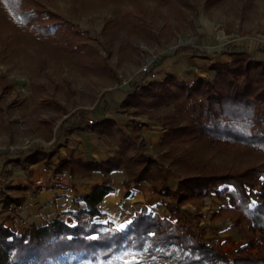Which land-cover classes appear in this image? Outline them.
Instances as JSON below:
<instances>
[{"label": "rangeland", "instance_id": "rangeland-1", "mask_svg": "<svg viewBox=\"0 0 264 264\" xmlns=\"http://www.w3.org/2000/svg\"><path fill=\"white\" fill-rule=\"evenodd\" d=\"M23 9L33 15L29 22L12 16L0 0V131L11 135L16 144L8 149L16 153L48 146L52 131H57L67 114L90 106L105 92L119 87L120 77H133L149 54L160 60L179 45L208 44L207 32L211 30L247 40L257 48L264 45V0H30ZM33 24L49 27L52 33L44 35ZM256 46L249 53H254ZM20 86L24 91H19ZM137 87L139 90L140 85ZM172 109V105L149 109L135 104L129 105L127 112L134 118V126L140 124L141 116L162 125L164 114ZM125 134L135 142L137 153L152 150L142 139ZM25 138L40 141L24 148L20 144ZM161 140L150 156L166 171L163 188L172 190L187 174L234 173L252 167L259 174L253 197L262 201L263 152L244 145L219 150L188 144L176 147ZM133 184L128 182V186ZM5 194L12 198L11 193ZM169 202L173 197L166 196V203L157 201L149 211L174 219ZM226 204L210 192L187 199L180 208L196 234L203 233L205 242L219 239L229 255H236L245 240L232 228L231 215L220 211ZM15 210L0 215V223L11 232L42 225L30 223L20 209ZM148 247L147 242L144 249L128 248L105 260L69 256L48 264H180L174 256L181 248L161 246L165 254L160 256ZM250 251L257 253L258 248ZM13 252L0 242V264H16Z\"/></svg>", "mask_w": 264, "mask_h": 264}, {"label": "trees", "instance_id": "trees-1", "mask_svg": "<svg viewBox=\"0 0 264 264\" xmlns=\"http://www.w3.org/2000/svg\"><path fill=\"white\" fill-rule=\"evenodd\" d=\"M2 1L16 19L24 22L32 19L33 15L23 9L30 0ZM33 25L44 35L52 33L49 27ZM177 50L192 55L203 53L190 44L179 45ZM229 55L228 62L216 61L210 65L215 72L213 79L178 81L171 75L161 81L141 79L133 84L122 104H138L149 109L172 105V111L163 116L162 127L166 131L162 143L212 150L244 145L264 153V45L254 53L232 48ZM74 118L70 114L63 123ZM92 127L98 133L114 137L118 150L107 161L84 166L102 172L120 168L127 176L125 186L128 187L129 181H145L152 192L173 197L167 207L174 219L142 206L123 228L98 221L101 216L98 206L113 191L111 181L106 178L81 197L84 207L78 205L59 212L45 224H33L15 233L0 223V242L13 248L12 259L16 264L55 263L69 256L105 260L128 248L144 249L147 242L148 249L160 256L165 254L161 246L181 248L174 256L180 264H264V185L259 191L262 201L252 202L258 171L249 167L234 173L187 174L170 190L163 188L166 175L154 157L140 152L129 154L135 142L128 135L109 121H98ZM39 154L40 157L52 155L40 151ZM73 162L80 164L71 159L60 160L54 172L65 170L69 174ZM15 163L19 159L5 162ZM210 192L227 201L220 211L231 215L232 228L245 240L236 255H229L219 239L205 242L203 233L196 234L180 208L187 199L202 198ZM12 203L20 205V200L3 193V208L9 209ZM254 247L258 248L257 253L250 251Z\"/></svg>", "mask_w": 264, "mask_h": 264}, {"label": "crops", "instance_id": "crops-1", "mask_svg": "<svg viewBox=\"0 0 264 264\" xmlns=\"http://www.w3.org/2000/svg\"><path fill=\"white\" fill-rule=\"evenodd\" d=\"M207 33L208 44H190L203 53L192 55L179 51L176 47L172 52L164 53L160 60L151 66L157 73L156 77L143 78V80L161 81L167 75L173 76L178 81L212 79L215 75L214 70L210 68L212 63L228 62L232 48L249 52L250 48L256 46L252 42L241 40L231 34L226 35L220 30H211ZM131 87H116L105 92L90 106L71 113L75 115V118L69 123L62 121L57 131H52L54 135L48 139V146L43 148L38 145L20 153L13 152L8 148L16 142L11 140V135L1 130L0 215L7 213L11 208H16L17 212L18 208L22 211L23 217L30 218L28 220L30 223L43 224L59 212L74 209L78 205L84 207L81 197L106 178L111 181L113 191L109 192L98 206L101 212L98 220L102 223L111 222L114 227H121V225L125 227L142 206L152 210L151 206L157 201L166 203V196L152 193L149 184L145 181L134 182L133 186H125L127 176L120 168L102 172L92 171L84 166L88 163L107 161L118 150L117 140L106 133H98L94 130L92 125L87 123L90 118L94 119L95 123L98 121L113 123L122 132L135 135L134 139H142L147 149L154 150L158 146L165 128L157 120L142 116L138 118L140 124L134 126L132 124L134 118L127 112L128 106L122 104ZM39 151L52 153V155L40 157ZM151 151L142 152L141 150L140 153L151 155ZM136 153V147L129 150L131 155ZM14 159H19V163L5 164L7 160ZM65 159H71L80 164L73 162L68 178H65L62 183H57L54 181V168L60 160ZM164 172L167 177L166 171ZM36 181H40L41 185H36ZM126 191H128L127 195H125ZM6 192L11 193L12 198L19 199L20 205L12 203L10 209H4L3 193Z\"/></svg>", "mask_w": 264, "mask_h": 264}, {"label": "built area", "instance_id": "built-area-1", "mask_svg": "<svg viewBox=\"0 0 264 264\" xmlns=\"http://www.w3.org/2000/svg\"><path fill=\"white\" fill-rule=\"evenodd\" d=\"M158 58L157 55H153V54H149L145 57L144 59V63L137 69V71L135 72L133 77H129V78H123L120 77L119 79V84L118 86H130V84L135 83L140 81L143 78H155L156 77V71L151 68V66H153L154 64H156L158 62ZM19 91H24V87L20 86ZM87 123L89 125H93L95 124V120L90 118L87 120ZM39 139H30V138H25L22 142L21 147H28L30 144H32L33 142H39ZM18 147V146H17ZM10 149H14V146H10ZM65 178H68V173L66 171H61V172H57L55 173L54 176V181L57 183H62L63 180ZM37 185H41L40 181H36ZM259 199L257 198V196L253 197L252 202H257Z\"/></svg>", "mask_w": 264, "mask_h": 264}, {"label": "snow or ice", "instance_id": "snow-or-ice-1", "mask_svg": "<svg viewBox=\"0 0 264 264\" xmlns=\"http://www.w3.org/2000/svg\"><path fill=\"white\" fill-rule=\"evenodd\" d=\"M121 227L123 228V227H124V225H121Z\"/></svg>", "mask_w": 264, "mask_h": 264}]
</instances>
